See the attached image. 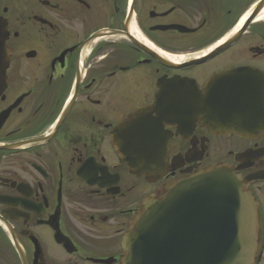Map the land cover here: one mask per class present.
<instances>
[{"label":"flooded vegetation","instance_id":"af4514ba","mask_svg":"<svg viewBox=\"0 0 264 264\" xmlns=\"http://www.w3.org/2000/svg\"><path fill=\"white\" fill-rule=\"evenodd\" d=\"M0 42V264H122L142 204L212 167L253 197L264 264V0H0ZM148 145L161 176L120 161Z\"/></svg>","mask_w":264,"mask_h":264},{"label":"water","instance_id":"95a60500","mask_svg":"<svg viewBox=\"0 0 264 264\" xmlns=\"http://www.w3.org/2000/svg\"><path fill=\"white\" fill-rule=\"evenodd\" d=\"M6 60L0 42V92ZM236 102L205 99L195 101V105L199 103L200 117L206 126L215 116L221 134L241 135L243 111L236 107ZM140 117L139 113L133 116L132 124L135 122L137 126L139 122L140 126ZM140 134L137 131L136 141L145 139ZM120 157L137 175L149 178L163 174L161 147L121 146ZM121 246L122 264H255L256 204L238 176L224 168L212 167L170 183L160 201H145L124 234Z\"/></svg>","mask_w":264,"mask_h":264}]
</instances>
